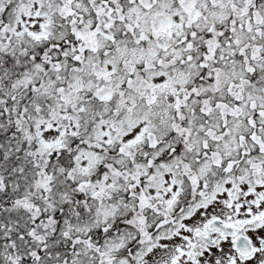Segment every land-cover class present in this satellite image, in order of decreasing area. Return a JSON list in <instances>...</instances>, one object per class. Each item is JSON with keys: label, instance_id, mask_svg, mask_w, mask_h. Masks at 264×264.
<instances>
[{"label": "snow or ice", "instance_id": "obj_1", "mask_svg": "<svg viewBox=\"0 0 264 264\" xmlns=\"http://www.w3.org/2000/svg\"><path fill=\"white\" fill-rule=\"evenodd\" d=\"M0 264H264V0H0Z\"/></svg>", "mask_w": 264, "mask_h": 264}]
</instances>
